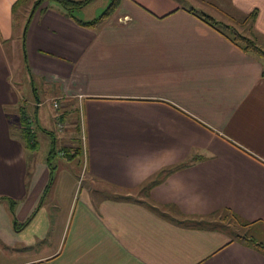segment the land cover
<instances>
[{
    "label": "crops",
    "instance_id": "obj_1",
    "mask_svg": "<svg viewBox=\"0 0 264 264\" xmlns=\"http://www.w3.org/2000/svg\"><path fill=\"white\" fill-rule=\"evenodd\" d=\"M18 1L0 0V196L17 201L14 211L0 201V255L9 264H264V250L236 238L264 244V64L183 2L224 22L249 17L260 44L264 0H118L94 26L45 0L20 73L10 46L26 22L17 24ZM17 73L60 99V134L74 138L76 126L82 149L67 158L80 157L84 185L71 188L66 210L45 204L60 181L50 166L59 136L43 158L26 147L20 110L29 102L39 114L43 101L28 99Z\"/></svg>",
    "mask_w": 264,
    "mask_h": 264
},
{
    "label": "rangeland",
    "instance_id": "obj_2",
    "mask_svg": "<svg viewBox=\"0 0 264 264\" xmlns=\"http://www.w3.org/2000/svg\"><path fill=\"white\" fill-rule=\"evenodd\" d=\"M114 0H94L93 2H91L90 4H88L87 6L81 8V9H76L75 15L84 21H88V20H93L97 17H100L102 14H104V12H106L109 8L110 5L113 3ZM54 2L56 4H59L57 1H51ZM185 3V5H188L189 7L191 6H195L197 7V11L198 12H203V11H207L208 14H211L213 16H218V14L215 12L214 9H211L209 6L208 7H204V6H199L196 5V3L194 1H191V3H189L188 1H183ZM32 7V2L30 3H24V5H21L19 7V10L17 11V16H16V21L17 24H22V22L26 21L27 19V12L30 10V8ZM27 14V15H26ZM26 15V16H25ZM229 18H224L226 21L225 23L234 25L237 27V29L244 33L245 35L249 36L250 35V29L252 28L251 22L249 20H242L241 19H235L232 20L231 16H228ZM218 18V17H216ZM219 20H223L222 18H218ZM22 21V22H21ZM224 22V20H223ZM20 29H16V34H15V38L12 43H10V46L12 45V47L15 50V53H12L13 55H11V52L9 51L10 55L12 56V58H15V66L17 67V71L20 73V69H19V62H20V58L21 55L23 54V47H22V41H23V37L20 38L22 32ZM229 31V30H228ZM17 32L18 35L17 36ZM24 34V33H23ZM24 42V41H23ZM257 42V41H256ZM258 43V42H257ZM260 44H258L259 46L261 45V47H264L262 45H264V38H263V43L259 42ZM15 44V45H13ZM8 49H9V44L7 43ZM16 81L17 83L20 84V79H22V77H20V74L17 73V77H16ZM21 87L23 86V92L25 91V94L28 95V99L29 97L31 98V100H36V94L41 98V100L43 101L42 107H40V111L39 114H37L36 108L33 105H29V102H23L24 107L29 108L28 113L31 115V119L30 122L31 124L33 123L34 125H41L42 128H44L45 130H47L48 134H46L43 129H39L38 130V136L37 139L39 140V144H40V148L39 149H35L32 150L34 151L35 154H37V156L43 158L45 156H47L49 154V151L51 149V144H52V132H54L55 134H57L59 136V138L57 139V144L55 145L56 149L55 151L52 152L53 156H52V161L54 163L53 166H55L56 170H55V175L59 176L60 181L58 182V186L56 187L55 190V186L52 187L46 197L45 200V204L50 206V210L51 212L54 211L55 212V206L59 207L61 204V207L66 210L67 208V199L69 198L70 194L69 192H71V188H72V194H74L75 192H79L82 188V186L84 185V174L82 172L83 169V163L80 162V157H77L76 159H68L66 153L72 154L73 152H75L76 147L80 144L78 142V134L76 132V126L75 124L72 125V123L70 122L71 127L74 128V138L70 137V132L69 133H65V131L60 134V129H64V126H62L60 129L58 127V123L55 120V118L57 117L58 119L60 118L61 120V112L62 110L61 108V101L60 99L54 100L55 102H58L59 106L56 107L53 103V100L47 97V89L45 88V86L43 85V83H41V79H36V81H34V84L31 85H27L25 84H20ZM35 86V92L36 94H34L33 91V87ZM29 88V90H28ZM26 97V98H27ZM55 106V107H54ZM64 110V109H63ZM36 113V114H35ZM47 113V114H46ZM49 113V116L52 115V117H47ZM38 115V122H36L37 120L35 119V117ZM44 115H46L45 118H47V120H44ZM55 117H54V116ZM54 117V120H53ZM73 121V120H71ZM62 124V122H59V125ZM64 125V124H63ZM62 129V130H63ZM45 135L46 139L43 138L42 136ZM77 137V138H76ZM77 140V141H76ZM71 141V142H70ZM79 143V144H78ZM73 144V145H72ZM29 157H31V155H28ZM72 176H70V175ZM72 178H74V185L72 182ZM53 209V210H52ZM66 212H64L63 214H65ZM13 262L12 259L8 256V255H0V264H9Z\"/></svg>",
    "mask_w": 264,
    "mask_h": 264
},
{
    "label": "trees",
    "instance_id": "obj_3",
    "mask_svg": "<svg viewBox=\"0 0 264 264\" xmlns=\"http://www.w3.org/2000/svg\"><path fill=\"white\" fill-rule=\"evenodd\" d=\"M27 1H31V0H19L15 4V9L18 8L19 5H21L22 3H25ZM44 1L45 0H34L33 1L32 9L30 10V13L26 19L25 26H24V32H23L24 33L23 34L24 62H25V65L28 69H29V60H28L27 46H26L27 45V42H26L27 31H28V28H29V25L31 23V19H32L34 13L37 11V9L40 7V5ZM54 1H57L59 4H61V6L67 11L68 15H70L71 17H74L73 11H75L76 9H81V8L87 6L88 4L93 2L94 0H54ZM117 1L118 0H114L113 3L110 5V8L106 12H104V14H102L100 17H98L96 19L89 20V21H83V20L77 19L76 17L75 18L78 21V23H80L81 25L94 26L100 20H102L104 17L108 16L113 11V9L117 5ZM190 11L193 12L200 19H202L204 22L209 24L211 27L215 28L216 30H218L219 32H221L222 34L227 36L232 42H234L236 45L240 46L244 51L257 55L259 58L262 59L263 64H264V48L259 46L258 43L255 41V39H253L250 36L245 35L242 32H240L236 26L225 23L223 21H220L210 14H207L204 12H198L194 8H191ZM246 20L250 21V18L247 17ZM263 73H264V71H263ZM33 84H34V80H33ZM34 88H35V86H34ZM36 97H39V96L36 94ZM20 111H21V126H22L21 136L25 142V145L30 150L38 149L39 140L37 139V134L35 132V129H33L31 126L30 118L27 115L25 107H22ZM60 117L63 118V116H60ZM77 129H78V131H81V126L78 125ZM81 147H82V145L80 142V145L76 148L74 153H72V154L66 153V155L68 157L76 156V154L78 152H80V150L82 149ZM53 151H55L54 148L52 149L51 154H50V161L51 162H52V156H53L52 152ZM50 166H51V175L53 177L52 179H54V171L56 170V168L52 164ZM1 200H7L12 211L15 210V206L17 204V201L15 199L10 198V197H6V196H0V201ZM233 216H235V214H233ZM202 222H205V221H202ZM219 225H221L223 228L229 227V225L225 222H219ZM236 238L247 243V244L256 246L259 249L264 250V244L262 242L257 241L255 238H253L249 235L236 233Z\"/></svg>",
    "mask_w": 264,
    "mask_h": 264
},
{
    "label": "built area",
    "instance_id": "obj_4",
    "mask_svg": "<svg viewBox=\"0 0 264 264\" xmlns=\"http://www.w3.org/2000/svg\"><path fill=\"white\" fill-rule=\"evenodd\" d=\"M38 104H39V103H38ZM54 105H55L56 107L59 106L58 102H55ZM60 126L62 127V124H60Z\"/></svg>",
    "mask_w": 264,
    "mask_h": 264
}]
</instances>
